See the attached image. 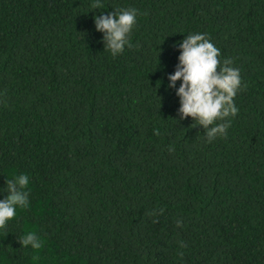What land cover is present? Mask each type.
Wrapping results in <instances>:
<instances>
[{"label":"trees","instance_id":"1","mask_svg":"<svg viewBox=\"0 0 264 264\" xmlns=\"http://www.w3.org/2000/svg\"><path fill=\"white\" fill-rule=\"evenodd\" d=\"M101 2L0 0V190L13 171L32 186L0 264H264V0ZM127 8L113 57L95 17ZM193 33L247 85L212 143L168 87Z\"/></svg>","mask_w":264,"mask_h":264},{"label":"clouds","instance_id":"2","mask_svg":"<svg viewBox=\"0 0 264 264\" xmlns=\"http://www.w3.org/2000/svg\"><path fill=\"white\" fill-rule=\"evenodd\" d=\"M93 9L103 8L101 0H92ZM139 12L135 8L120 9L114 14L96 16V29L104 33L106 51L113 57L132 47L131 36L137 26ZM182 50L179 65L174 74L168 75L170 89L182 81L176 94L180 97L179 112L183 119L192 117L197 126L206 130L208 143L228 135L232 119L238 113L235 98L243 82L239 68L232 59L223 58L221 51L206 33H193L179 43ZM6 179L5 198L0 199V234L6 232L9 223L18 215V209L31 207L32 186L30 175L13 171ZM163 214V209L160 210ZM152 215H156L155 212ZM24 248L38 250L42 247L40 237L27 231L21 240Z\"/></svg>","mask_w":264,"mask_h":264}]
</instances>
